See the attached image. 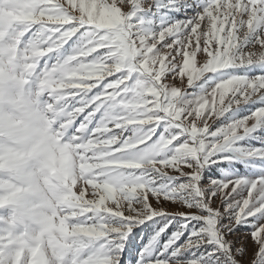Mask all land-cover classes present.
<instances>
[{
    "label": "clouds",
    "instance_id": "clouds-1",
    "mask_svg": "<svg viewBox=\"0 0 264 264\" xmlns=\"http://www.w3.org/2000/svg\"><path fill=\"white\" fill-rule=\"evenodd\" d=\"M50 2L0 0V258L6 264H114L115 254L102 238L127 228L119 210L143 187L144 171L166 163L171 141L162 135L151 145L99 160L108 155L102 145L84 141L82 128L81 136L69 134L78 115L72 89L77 80L127 66L138 74L109 114L116 118L123 111L135 119L145 94L154 90L153 79L149 61L137 59L123 20L146 0H118L127 9L123 13L114 7L98 19L90 15V22L108 29L94 45L108 50L92 59L81 43L68 50L57 44L54 55L46 56L55 32L50 25L65 19L52 12ZM256 27L241 21L242 39L252 41L249 62L261 64L264 31ZM190 71L198 70L193 64ZM142 131L134 129V136ZM86 182L91 199L84 196Z\"/></svg>",
    "mask_w": 264,
    "mask_h": 264
},
{
    "label": "snow or ice",
    "instance_id": "snow-or-ice-1",
    "mask_svg": "<svg viewBox=\"0 0 264 264\" xmlns=\"http://www.w3.org/2000/svg\"><path fill=\"white\" fill-rule=\"evenodd\" d=\"M169 2L176 4L177 0ZM49 7L54 14L63 15L65 19L50 25L55 32L51 34L49 43L53 46L46 56L57 50L55 45L64 47L75 37V44L81 43L85 51H91L89 59L102 56L108 50L104 47H94L99 37L108 29L99 27L95 20L90 22V15L98 19L106 10L114 7H121L122 13L125 11L118 0L116 4H113V0H51ZM137 8L135 14L124 17L123 27L132 34L139 53L137 59L149 61L154 90L145 94L146 103L136 109L135 119L126 118L127 114L123 111L116 118H111V106L117 101L125 100L128 86L138 73L125 66L119 71H101L91 77L77 80L72 91L75 93L78 115L69 134L81 136L78 130L82 128L84 141L93 140L98 146L104 147L108 155L98 158L101 161L115 157L117 150L123 152L129 150V147L151 145L152 142H149L155 136L157 128L165 122L174 129H180V132L172 135L162 134L165 140L171 141L169 149L183 134H189L190 139L176 146L174 153L169 150L165 157L166 163L157 161L153 167L144 171L140 181L143 187L137 189L130 197V204L125 201L119 210V218L127 228L110 232L102 238L118 241L114 264H120L118 253L123 250L127 233L138 220L163 214L161 210L168 207L165 201L175 203L174 196L178 191H199L200 172L211 154L239 134L252 131L259 122L264 121V108H259L247 118L222 126L214 132L210 131L212 125L234 105L246 103L253 97L264 96V74L250 78L230 75L221 79L195 102L184 105L180 103L186 89L192 87L204 74L257 64L249 62L252 41L242 39L241 21L257 25L256 32L264 31V0H198L195 14L188 19L177 20L158 32L145 31L140 26L143 21L135 19ZM140 33L144 35L137 39ZM193 64L198 70L195 73L190 71ZM98 113L99 120L96 119ZM94 121L96 125L91 127ZM134 129L143 131L134 136ZM206 136L214 138V142L207 147L204 139ZM152 172L185 176L189 179L178 188L161 190L155 186L156 178L150 175ZM260 184H264V181L253 184L239 202L228 229L218 231L217 219L213 216L202 217L206 219L208 231L217 240L219 248H226L232 264H260V261L264 260V196H261L264 189L258 191ZM239 186V181L231 185L226 184L218 190L219 195L216 192L212 195L221 200L223 196L235 192ZM76 191L79 194L81 189L77 188ZM83 191L85 199L92 198L93 192L89 183L84 184ZM257 196H260L258 201L255 199ZM107 203L110 211L116 210L114 203ZM230 207L231 205H228L224 211ZM208 209L220 211L218 207L213 208L212 204L208 205ZM176 211L182 215H190L195 213L196 209L192 205L179 204ZM257 213L261 214V219L255 223V228L246 234L244 239L247 245L244 242L234 243L227 233L238 224L252 223L249 217H255ZM196 235L199 236V233ZM134 240L133 236L128 241L129 252L134 247ZM250 240L253 242L251 259ZM195 243L198 244L199 240ZM0 248H3L2 244ZM0 264H6L4 258H0ZM16 264L22 262L18 261Z\"/></svg>",
    "mask_w": 264,
    "mask_h": 264
},
{
    "label": "rangeland",
    "instance_id": "rangeland-1",
    "mask_svg": "<svg viewBox=\"0 0 264 264\" xmlns=\"http://www.w3.org/2000/svg\"><path fill=\"white\" fill-rule=\"evenodd\" d=\"M198 0H177L176 4H171L169 0H146L137 8L136 20L143 21L140 25L145 31L158 32L162 28L174 23L177 20L188 19L197 11ZM151 5L150 7L148 5ZM127 10V9H125ZM73 41L64 46L65 50L75 45ZM54 55V54H53ZM199 61V54L197 57ZM264 74V63L234 67L223 72H208L204 74L192 87L186 89L180 98L181 105L193 103L195 100L209 91L221 79H226L230 75L240 77H255ZM118 75V74H117ZM177 86H179L177 82ZM264 108V96L253 97L246 103L234 105L219 120L212 125L210 131H216L222 126H228L232 122L249 117L257 109ZM100 114H97L99 120ZM96 121L91 127H95ZM180 132L174 129L167 122L162 123L156 130L152 141L157 140L162 134L172 135ZM189 134H183L179 140L170 146V152L179 144L187 142ZM206 147L214 142L211 136L204 137ZM155 177V186L161 190H171L186 183L188 177L172 176L152 172ZM239 181L240 186L230 195L223 196L217 200L212 195L224 185L234 184ZM260 181H264V121L259 122L252 131L239 134L219 150L213 152L206 164H204L199 179V191L196 189H185L178 191L174 200L165 201L167 208L161 210L163 214L151 216L150 218L138 220L127 233V239L123 242V250L120 251V264H232L230 255L226 248H219L217 240L208 231L209 225L202 217L213 216L218 223L216 228L223 231L229 228V222L236 213L237 205L246 196L249 188ZM264 189V184H260L258 191ZM264 196V192H261ZM258 201L260 196L255 197ZM179 204L192 205L196 212L190 215H182L176 211ZM212 204L213 208L218 207L219 212L208 209ZM231 205L227 211L224 209ZM261 219V214L249 217L252 223H241L232 228L227 233L234 243L247 241L246 234L255 228V223ZM199 233V236L196 234ZM135 237L134 247L129 252L128 241ZM199 240V243L195 241ZM111 250L117 252L118 241L105 240ZM210 241V242H205ZM253 242L249 241L250 259ZM264 264V260L260 261Z\"/></svg>",
    "mask_w": 264,
    "mask_h": 264
}]
</instances>
